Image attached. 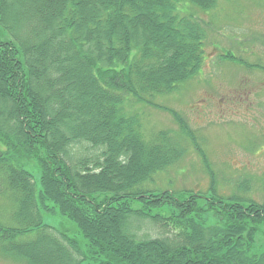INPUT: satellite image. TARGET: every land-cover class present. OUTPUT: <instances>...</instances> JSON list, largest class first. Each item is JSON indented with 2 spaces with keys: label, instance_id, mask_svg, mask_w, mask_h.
<instances>
[{
  "label": "trees",
  "instance_id": "1",
  "mask_svg": "<svg viewBox=\"0 0 264 264\" xmlns=\"http://www.w3.org/2000/svg\"><path fill=\"white\" fill-rule=\"evenodd\" d=\"M217 1L0 0V198L12 208L0 217L1 254L24 264H264V204L218 194L208 168L210 194L148 189L185 147L167 131L145 141L125 112L127 98L148 103L197 75L208 24L177 6ZM22 158L36 162L38 190ZM44 212L72 222L84 244Z\"/></svg>",
  "mask_w": 264,
  "mask_h": 264
},
{
  "label": "rangeland",
  "instance_id": "2",
  "mask_svg": "<svg viewBox=\"0 0 264 264\" xmlns=\"http://www.w3.org/2000/svg\"><path fill=\"white\" fill-rule=\"evenodd\" d=\"M217 2L209 11L188 3L177 6L180 16L193 15L208 24L204 64L197 75L148 103L127 98L125 112L138 117L145 141L167 131L185 147L182 160L156 175L148 189L210 194L209 169L218 194L244 196L264 204V0ZM180 125H187L195 145ZM19 161L33 175L38 190L36 162L29 158ZM2 199L0 217H8L12 208ZM43 220L84 244L76 226L58 212H44ZM260 227L263 232L264 223ZM148 228L142 226L140 233L155 237ZM257 242H264V234L258 235ZM0 264L24 263L0 253Z\"/></svg>",
  "mask_w": 264,
  "mask_h": 264
}]
</instances>
